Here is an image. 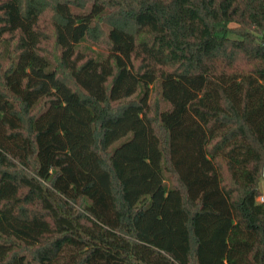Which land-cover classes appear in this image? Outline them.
Returning <instances> with one entry per match:
<instances>
[{
	"label": "trees",
	"instance_id": "1",
	"mask_svg": "<svg viewBox=\"0 0 264 264\" xmlns=\"http://www.w3.org/2000/svg\"><path fill=\"white\" fill-rule=\"evenodd\" d=\"M263 165L264 0H0V264H264Z\"/></svg>",
	"mask_w": 264,
	"mask_h": 264
},
{
	"label": "rangeland",
	"instance_id": "2",
	"mask_svg": "<svg viewBox=\"0 0 264 264\" xmlns=\"http://www.w3.org/2000/svg\"><path fill=\"white\" fill-rule=\"evenodd\" d=\"M93 48L96 49V50H99L98 52L103 51V49H101V48H99V47H96V46H93ZM100 53H101V52H100ZM260 186H261V189H262V191H263V195H264V180H263V179H262V181H261Z\"/></svg>",
	"mask_w": 264,
	"mask_h": 264
},
{
	"label": "water",
	"instance_id": "3",
	"mask_svg": "<svg viewBox=\"0 0 264 264\" xmlns=\"http://www.w3.org/2000/svg\"><path fill=\"white\" fill-rule=\"evenodd\" d=\"M261 177H262V179L264 180V165H263V167H262Z\"/></svg>",
	"mask_w": 264,
	"mask_h": 264
},
{
	"label": "built area",
	"instance_id": "4",
	"mask_svg": "<svg viewBox=\"0 0 264 264\" xmlns=\"http://www.w3.org/2000/svg\"><path fill=\"white\" fill-rule=\"evenodd\" d=\"M259 200H261V201L264 200V195H263V194H261V195L259 196Z\"/></svg>",
	"mask_w": 264,
	"mask_h": 264
}]
</instances>
